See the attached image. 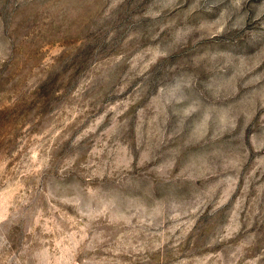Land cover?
Segmentation results:
<instances>
[{"label": "rangeland", "instance_id": "374dc122", "mask_svg": "<svg viewBox=\"0 0 264 264\" xmlns=\"http://www.w3.org/2000/svg\"><path fill=\"white\" fill-rule=\"evenodd\" d=\"M0 264H264V0H0Z\"/></svg>", "mask_w": 264, "mask_h": 264}]
</instances>
